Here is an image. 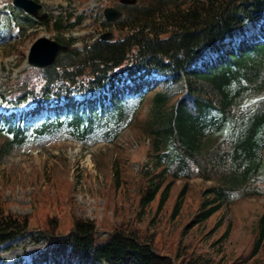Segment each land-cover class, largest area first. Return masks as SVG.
<instances>
[{"label": "trees", "instance_id": "obj_1", "mask_svg": "<svg viewBox=\"0 0 264 264\" xmlns=\"http://www.w3.org/2000/svg\"><path fill=\"white\" fill-rule=\"evenodd\" d=\"M119 7L123 11L119 19L99 23L112 29L111 39L97 37L76 47L72 38L56 37L70 45L69 50L52 65L21 74L15 88L18 97L12 96V102H22L25 95L30 99L63 95L66 101L54 106L52 117L32 123L14 122L16 116L0 113L8 148L58 132L80 141L90 136L112 140L127 117L118 93L124 87L138 91L146 87L140 101L148 99L150 108L137 127L149 139L152 166L139 172L143 181L137 191L138 214L150 216V225L181 178L184 184L170 215L175 219L188 179L200 176L212 183L201 189L198 208L180 231L175 252L156 246V225L140 230L128 219L100 234L94 221L76 218L65 233L37 229L46 248L34 256V264H215L221 251L211 248L203 253L199 244L193 245V228L220 211L236 191L260 194L251 183L264 173V0H137ZM69 16L56 15L40 23L25 14L23 20L28 25H51L62 33L85 15L73 20ZM112 83L122 87L112 88ZM106 87L112 91L108 104L104 93L87 101L72 96ZM113 167L115 188L123 190L121 171L117 164ZM28 230V219L7 211L0 198V244ZM260 252L264 254V211L250 255L255 258Z\"/></svg>", "mask_w": 264, "mask_h": 264}, {"label": "rangeland", "instance_id": "obj_2", "mask_svg": "<svg viewBox=\"0 0 264 264\" xmlns=\"http://www.w3.org/2000/svg\"><path fill=\"white\" fill-rule=\"evenodd\" d=\"M36 1L42 5V11H47L49 15L63 12L77 15L84 9L88 13L78 27L58 33L51 31L47 25L32 26L21 19L15 24L8 23L4 19V11H0V91L15 89L23 69L31 72L25 56L36 34L37 37H60L64 41L72 37L75 39L74 45L80 46L100 33L96 30L99 29V23L95 20L100 9H103L100 5L112 4L115 0ZM8 9L14 15L21 13L11 6ZM16 25L19 27L16 28ZM102 28L101 31L111 30L107 26ZM123 102L130 112L137 100L129 97ZM147 109L148 103L145 102L137 118L145 114ZM44 117L46 114L42 112L30 122L40 121ZM131 124L113 142L94 136L78 142L69 139L65 132H59L53 136L31 138L21 146L2 150L6 138L0 134V198L5 209L26 217L32 231L50 228L65 233L76 218L94 221L100 234H106L122 221L126 224L128 219H132L140 230L156 225V246L163 252H175L180 231L191 220L200 202L201 189L209 182L201 181L200 178L189 182L188 190L181 200L180 214L173 219L170 217L172 206L184 184L182 179H178L163 209L153 216L149 225L150 216L138 214L137 206L138 185L143 181H140L139 172L147 164L149 141L138 131L137 120ZM115 164L121 171L120 184L123 190L115 188ZM259 185L264 193V184ZM240 196L233 195L207 222L193 228V245L199 244L203 253L211 248L221 251L216 256L213 252L209 253L215 256V264H253L256 260L264 262L262 252L256 255L258 259L250 255L257 237V220L264 211V196ZM156 202L153 203V210ZM151 212L149 215L152 216L155 211ZM32 231L0 246L4 264H11L20 257L27 263L33 254L45 246V241L38 239ZM206 237H210L207 244L204 243Z\"/></svg>", "mask_w": 264, "mask_h": 264}, {"label": "water", "instance_id": "obj_3", "mask_svg": "<svg viewBox=\"0 0 264 264\" xmlns=\"http://www.w3.org/2000/svg\"><path fill=\"white\" fill-rule=\"evenodd\" d=\"M14 3L38 18L45 16H38L40 4L34 0H14ZM119 14V11L114 8L108 7L104 9V15L108 20L116 19ZM109 36L110 34L108 33L102 34L101 37L107 38ZM67 49L68 46L63 45L55 40H50L46 37H40L36 39L30 46L27 59L29 63L42 67L51 64L55 60V57L59 51H66Z\"/></svg>", "mask_w": 264, "mask_h": 264}]
</instances>
